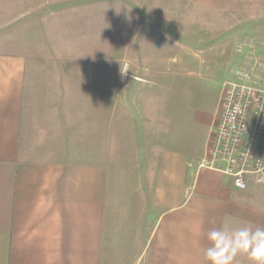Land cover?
I'll return each instance as SVG.
<instances>
[{
	"label": "crops",
	"instance_id": "1",
	"mask_svg": "<svg viewBox=\"0 0 264 264\" xmlns=\"http://www.w3.org/2000/svg\"><path fill=\"white\" fill-rule=\"evenodd\" d=\"M252 9L264 0H0V264H210L209 230L264 226V179L239 188L211 154L217 38ZM185 22L209 45L194 67Z\"/></svg>",
	"mask_w": 264,
	"mask_h": 264
},
{
	"label": "built area",
	"instance_id": "2",
	"mask_svg": "<svg viewBox=\"0 0 264 264\" xmlns=\"http://www.w3.org/2000/svg\"><path fill=\"white\" fill-rule=\"evenodd\" d=\"M243 65L223 83L220 118L213 142L212 159H222V170L234 184L245 188L250 175L264 179V82Z\"/></svg>",
	"mask_w": 264,
	"mask_h": 264
},
{
	"label": "rangeland",
	"instance_id": "3",
	"mask_svg": "<svg viewBox=\"0 0 264 264\" xmlns=\"http://www.w3.org/2000/svg\"><path fill=\"white\" fill-rule=\"evenodd\" d=\"M243 18L239 20V18H235V12H232L233 21L230 22V24L227 26L228 22H225L226 27H222L220 33L218 36V43H216L215 57L218 58V62L222 63L223 66L229 64L230 68H228V71L226 72V77H233L234 76V68L239 67L241 64H259V71H253L250 70L252 76L259 79L260 82H264V54L261 55L257 54L255 56H251L248 54L245 58L243 56L242 51L238 50V48L241 46L239 45L241 43L242 37H247L249 40H264V15H262L264 12H256L253 9L244 11L243 12ZM239 20V21H238ZM247 20L246 22H244ZM234 21L240 22L241 25H239L237 28L231 27L232 24H234ZM243 21V22H241ZM104 26L106 27L109 22H103ZM184 27V40H185V54L189 55L188 59H185V65L188 67H194L198 65V60L195 58H192L193 51H198L200 49L207 50L208 44H200L197 43V37L193 35L194 28L192 27L191 22H185ZM114 26L113 23H110L109 29ZM105 29V28H104ZM207 29V28H205ZM106 30V29H105ZM106 40L103 41L104 47H110V41L108 42V32L104 31ZM223 35L225 36H231V38H228L227 40L223 39ZM202 38H207L205 35L202 36ZM200 44V45H199ZM212 45V44H210ZM244 49V48H243ZM242 49V50H243ZM257 51V50H254ZM263 52V51H262ZM255 53V52H254ZM264 53V52H263ZM206 54V53H205ZM195 56V55H193ZM235 65V67H234Z\"/></svg>",
	"mask_w": 264,
	"mask_h": 264
},
{
	"label": "clouds",
	"instance_id": "4",
	"mask_svg": "<svg viewBox=\"0 0 264 264\" xmlns=\"http://www.w3.org/2000/svg\"><path fill=\"white\" fill-rule=\"evenodd\" d=\"M206 236L210 244L204 255L210 264H233L240 254L248 255L254 264H264V226L213 228Z\"/></svg>",
	"mask_w": 264,
	"mask_h": 264
}]
</instances>
